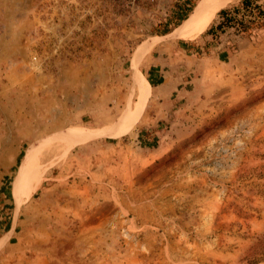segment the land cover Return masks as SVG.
Here are the masks:
<instances>
[{
	"label": "rangeland",
	"instance_id": "374dc122",
	"mask_svg": "<svg viewBox=\"0 0 264 264\" xmlns=\"http://www.w3.org/2000/svg\"><path fill=\"white\" fill-rule=\"evenodd\" d=\"M183 1L0 0V264H264V26Z\"/></svg>",
	"mask_w": 264,
	"mask_h": 264
},
{
	"label": "trees",
	"instance_id": "16d2710c",
	"mask_svg": "<svg viewBox=\"0 0 264 264\" xmlns=\"http://www.w3.org/2000/svg\"><path fill=\"white\" fill-rule=\"evenodd\" d=\"M256 1L238 0L236 4L231 5L229 8H220L216 12L217 19L211 21L208 27L198 36L209 35L212 40H216L225 28L234 27L237 33L249 34L253 26H264V2L258 4ZM197 2L198 0H184L181 4H177L174 12L167 20L158 24L153 34L164 35L168 33L170 31L168 23L171 25V29L177 27L191 13L192 6ZM176 42L178 45L183 46L188 43V40L179 38Z\"/></svg>",
	"mask_w": 264,
	"mask_h": 264
},
{
	"label": "bare ground",
	"instance_id": "6f19581e",
	"mask_svg": "<svg viewBox=\"0 0 264 264\" xmlns=\"http://www.w3.org/2000/svg\"><path fill=\"white\" fill-rule=\"evenodd\" d=\"M199 4L200 5L195 13L175 28V33L178 36L187 38L200 32L211 21L213 15L220 8V3H218L217 0H202ZM148 93L149 83L144 79L143 83L140 85V103L137 109H140L143 106ZM132 120L133 119L128 118L123 128L131 124ZM91 134V129L73 127L68 129V132L65 135L67 137L68 145H75L81 140L88 138Z\"/></svg>",
	"mask_w": 264,
	"mask_h": 264
}]
</instances>
